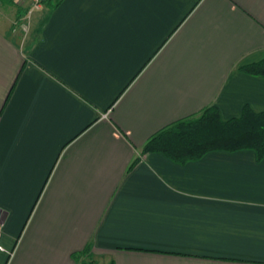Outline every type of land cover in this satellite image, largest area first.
<instances>
[{"label": "crops", "instance_id": "obj_1", "mask_svg": "<svg viewBox=\"0 0 264 264\" xmlns=\"http://www.w3.org/2000/svg\"><path fill=\"white\" fill-rule=\"evenodd\" d=\"M28 10L0 0V264H78L88 246L109 264H264V159L141 155L209 106L264 112V78L241 71L264 57V0ZM21 16L38 37L15 36Z\"/></svg>", "mask_w": 264, "mask_h": 264}, {"label": "trees", "instance_id": "obj_2", "mask_svg": "<svg viewBox=\"0 0 264 264\" xmlns=\"http://www.w3.org/2000/svg\"><path fill=\"white\" fill-rule=\"evenodd\" d=\"M62 1L43 0L42 3L53 9ZM241 71L264 78V57L241 67ZM244 150L254 151L258 161L264 159V112L258 113L245 106L239 118L226 121L218 108L209 106L198 115L180 119L156 132L141 149V155L159 153L176 164L186 165L201 160L211 152L235 153ZM141 157H136L128 173ZM72 257L78 264L98 263L90 252V246L72 254ZM110 264H115V261Z\"/></svg>", "mask_w": 264, "mask_h": 264}, {"label": "rangeland", "instance_id": "obj_3", "mask_svg": "<svg viewBox=\"0 0 264 264\" xmlns=\"http://www.w3.org/2000/svg\"><path fill=\"white\" fill-rule=\"evenodd\" d=\"M27 17L21 19L22 18V16H21L19 18V20L15 22L14 34H15V36L24 35V37H26V38L34 39V38L38 37L37 31H38L39 27L34 26L35 22L32 21L31 18L28 19ZM36 25H37V23H36ZM97 264H109V261L107 260L106 257H104V261L101 260Z\"/></svg>", "mask_w": 264, "mask_h": 264}, {"label": "built area", "instance_id": "obj_4", "mask_svg": "<svg viewBox=\"0 0 264 264\" xmlns=\"http://www.w3.org/2000/svg\"><path fill=\"white\" fill-rule=\"evenodd\" d=\"M23 3H28L29 4V10H28V15H31L33 12L39 10L43 3V0H21ZM1 237H2V231L0 229V250L5 251L3 246L1 245Z\"/></svg>", "mask_w": 264, "mask_h": 264}]
</instances>
